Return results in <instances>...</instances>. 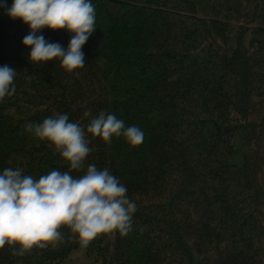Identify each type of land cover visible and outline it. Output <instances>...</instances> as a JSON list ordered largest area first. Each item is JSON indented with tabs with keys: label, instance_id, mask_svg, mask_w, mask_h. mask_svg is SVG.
Segmentation results:
<instances>
[{
	"label": "trees",
	"instance_id": "1",
	"mask_svg": "<svg viewBox=\"0 0 264 264\" xmlns=\"http://www.w3.org/2000/svg\"><path fill=\"white\" fill-rule=\"evenodd\" d=\"M93 3L96 27L73 73L59 60L34 66L22 44L29 27L6 14L12 0L0 7V65L17 71L16 92L0 101V170H67L25 126L67 113L86 128L112 112L139 126L143 142L90 138L84 166L118 176L137 210L126 236L89 243L95 264H264V0ZM41 31L67 48L66 30ZM61 230L57 246L24 256L6 245L0 264H64L80 246Z\"/></svg>",
	"mask_w": 264,
	"mask_h": 264
},
{
	"label": "clouds",
	"instance_id": "2",
	"mask_svg": "<svg viewBox=\"0 0 264 264\" xmlns=\"http://www.w3.org/2000/svg\"><path fill=\"white\" fill-rule=\"evenodd\" d=\"M4 3L0 0V7ZM6 14L29 27L22 44L29 49L28 60L34 66L59 60L67 73L84 66L82 48L96 27L93 0H12ZM44 28L70 33L67 48L47 40ZM16 75L13 67L0 65V101L16 92ZM90 114V110L84 113ZM25 130L59 154L67 170L52 169L39 178L25 174L21 167L0 170V249L7 245L12 255L24 256L34 248L55 247L64 238L62 227L81 248L101 234L126 236L132 230L137 203L128 196L127 186L107 167L91 163L85 169L84 162L93 151L90 138L111 143L114 137H123L136 147L144 139L139 126H126L114 113L102 110L86 128L62 113L29 122ZM73 171L82 174L76 176Z\"/></svg>",
	"mask_w": 264,
	"mask_h": 264
},
{
	"label": "rangeland",
	"instance_id": "3",
	"mask_svg": "<svg viewBox=\"0 0 264 264\" xmlns=\"http://www.w3.org/2000/svg\"><path fill=\"white\" fill-rule=\"evenodd\" d=\"M243 131H238L235 137L236 153L232 158V163L236 165H243L244 151H243ZM95 253H90L86 248H75L69 256L65 259L64 264H95Z\"/></svg>",
	"mask_w": 264,
	"mask_h": 264
}]
</instances>
